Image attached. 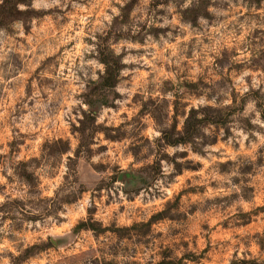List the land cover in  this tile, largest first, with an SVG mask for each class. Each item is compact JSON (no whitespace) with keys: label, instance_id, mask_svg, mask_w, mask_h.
Masks as SVG:
<instances>
[{"label":"rangeland","instance_id":"rangeland-1","mask_svg":"<svg viewBox=\"0 0 264 264\" xmlns=\"http://www.w3.org/2000/svg\"><path fill=\"white\" fill-rule=\"evenodd\" d=\"M240 261L264 264V0H0V264Z\"/></svg>","mask_w":264,"mask_h":264},{"label":"trees","instance_id":"trees-1","mask_svg":"<svg viewBox=\"0 0 264 264\" xmlns=\"http://www.w3.org/2000/svg\"><path fill=\"white\" fill-rule=\"evenodd\" d=\"M105 75H108V77H109L108 70L106 71ZM108 77L107 78H102V80H103L104 83H107L108 84V82H109ZM110 87H113V86L110 85ZM234 264H247V263H245L244 261H240V262L234 263ZM252 264H255V262L252 263Z\"/></svg>","mask_w":264,"mask_h":264}]
</instances>
